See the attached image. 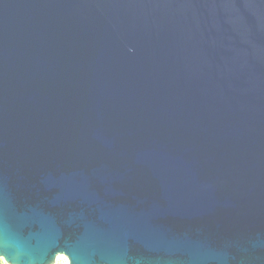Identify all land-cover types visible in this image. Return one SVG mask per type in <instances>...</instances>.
<instances>
[{"label":"water","instance_id":"water-1","mask_svg":"<svg viewBox=\"0 0 264 264\" xmlns=\"http://www.w3.org/2000/svg\"><path fill=\"white\" fill-rule=\"evenodd\" d=\"M264 264V0H0V259Z\"/></svg>","mask_w":264,"mask_h":264},{"label":"rangeland","instance_id":"rangeland-1","mask_svg":"<svg viewBox=\"0 0 264 264\" xmlns=\"http://www.w3.org/2000/svg\"><path fill=\"white\" fill-rule=\"evenodd\" d=\"M0 264H6L3 259H0ZM57 264H68V261L64 257H60L57 260Z\"/></svg>","mask_w":264,"mask_h":264}]
</instances>
